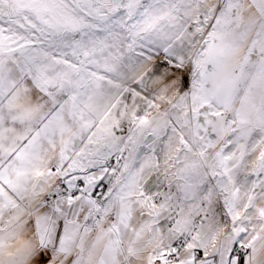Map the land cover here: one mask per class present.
Listing matches in <instances>:
<instances>
[{"label": "rangeland", "instance_id": "1", "mask_svg": "<svg viewBox=\"0 0 264 264\" xmlns=\"http://www.w3.org/2000/svg\"><path fill=\"white\" fill-rule=\"evenodd\" d=\"M0 47L102 118L0 264H264V0H0Z\"/></svg>", "mask_w": 264, "mask_h": 264}, {"label": "crops", "instance_id": "2", "mask_svg": "<svg viewBox=\"0 0 264 264\" xmlns=\"http://www.w3.org/2000/svg\"><path fill=\"white\" fill-rule=\"evenodd\" d=\"M45 89L0 47V216L32 193L40 196L45 188L54 191L59 179L64 178L63 166L70 165L93 134L102 133L98 131L102 118L89 113L71 91ZM93 153L96 156L97 153ZM133 154L136 158L137 151ZM95 168L94 171L101 170V177L109 171L105 166ZM78 175L82 174L74 173L72 177L78 178ZM72 177L64 178L70 186L79 180ZM84 202L89 203L82 199L73 206L75 211L77 208L81 211L75 226L86 211ZM54 237L49 240L50 244L61 238ZM74 244L77 243L65 242L69 247L66 254L72 253L70 248ZM92 245L96 247L98 258L105 260L111 256L110 243L96 240ZM87 250L81 253L90 260L91 252Z\"/></svg>", "mask_w": 264, "mask_h": 264}, {"label": "bare ground", "instance_id": "3", "mask_svg": "<svg viewBox=\"0 0 264 264\" xmlns=\"http://www.w3.org/2000/svg\"><path fill=\"white\" fill-rule=\"evenodd\" d=\"M136 157H137V155H136ZM80 241H81V240H80ZM78 243H79L80 245H81V244H82V245L85 244L84 242H83V243H84V244H83V243H80L79 241H78ZM243 244H245V243H243ZM235 245H236V244H235ZM178 257H179V255H178ZM170 258H171V261H174V260L176 259V256H175V259H174V257H170ZM172 258H173V259H172ZM176 260H177V259H176ZM166 262H167V261H166ZM175 262H176V261H175ZM154 264H156V263H154ZM168 264H169V263H168Z\"/></svg>", "mask_w": 264, "mask_h": 264}]
</instances>
